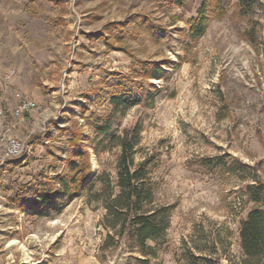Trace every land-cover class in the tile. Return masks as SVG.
I'll list each match as a JSON object with an SVG mask.
<instances>
[{"label": "rangeland", "instance_id": "374dc122", "mask_svg": "<svg viewBox=\"0 0 264 264\" xmlns=\"http://www.w3.org/2000/svg\"><path fill=\"white\" fill-rule=\"evenodd\" d=\"M235 1L222 0L226 16L193 40L186 20L202 0H0V95L36 102L2 116L22 149L5 157L9 137L0 134V264H185L194 246L215 247L222 264L239 261L255 164L264 181V56L241 37L249 24L231 16ZM259 1L253 18L264 41ZM139 60L158 62V76L144 80L132 66ZM124 92L135 104L114 106ZM135 124V161L151 159L159 200L172 208L146 256L134 251L140 259L102 247L104 210L92 194L100 176H116L111 135ZM71 130L82 132L95 185L58 213L29 215L20 205L35 187L68 172Z\"/></svg>", "mask_w": 264, "mask_h": 264}, {"label": "trees", "instance_id": "16d2710c", "mask_svg": "<svg viewBox=\"0 0 264 264\" xmlns=\"http://www.w3.org/2000/svg\"><path fill=\"white\" fill-rule=\"evenodd\" d=\"M56 2V1H54ZM259 0H236L231 16L237 19H245L249 27L241 33L243 39L248 40L252 46L264 56V41L259 39L256 33L253 14ZM226 8L222 0H202L196 10V15L186 20L188 32L193 40H197L207 29L211 20H221L226 16ZM177 16L173 17L176 19ZM119 24L111 22L108 27L115 28ZM159 29V27H157ZM138 65L139 73L144 80H150L158 76L161 69L156 61L139 60L132 63ZM126 104H135L133 96L124 92L119 98L112 97L111 102L116 106L117 100ZM222 114L218 119H223ZM107 131L103 129V132ZM37 134V133H36ZM81 131L71 130L67 143L72 149L68 159V172L56 175L53 181L47 184L41 183L32 192V198L26 203L25 211L29 215H43L48 211L60 212L71 200L78 195L83 188H92L96 177L91 174L89 153L84 145H81ZM141 125L124 128L120 133L112 134L110 146L119 149L116 157V176L112 180L106 173L98 179L99 187L93 191V196L104 214L101 218V226L106 230L103 248L111 246L124 247L134 255V251L146 256V242L157 240L170 225L171 206L162 203L158 197L157 186L153 181L149 168L150 158H142L135 161V156L140 148ZM255 175L251 184L246 185L247 195L252 202L247 215L239 225V244L241 256L239 261L230 264H264V181L257 173V165L253 167ZM56 185V186H55ZM62 186L60 189L58 186ZM218 240H214L217 244ZM205 251L199 247L187 248L183 260L185 264H222L221 257L216 255V248ZM196 250V255L194 251Z\"/></svg>", "mask_w": 264, "mask_h": 264}, {"label": "built area", "instance_id": "2783aa9c", "mask_svg": "<svg viewBox=\"0 0 264 264\" xmlns=\"http://www.w3.org/2000/svg\"><path fill=\"white\" fill-rule=\"evenodd\" d=\"M16 105L13 108L12 113L15 116L24 115L26 112L30 111L36 106V102L30 98L23 96L20 92L15 93ZM6 112L5 100L0 95V117H2ZM22 149V143L19 139L14 137L7 138L6 147L4 151V156L7 158L16 157L20 154Z\"/></svg>", "mask_w": 264, "mask_h": 264}, {"label": "crops", "instance_id": "0c3cea01", "mask_svg": "<svg viewBox=\"0 0 264 264\" xmlns=\"http://www.w3.org/2000/svg\"><path fill=\"white\" fill-rule=\"evenodd\" d=\"M4 100H5V108L8 113H11L15 106V98L11 93L4 92ZM6 117H0V134H2L5 137H14L16 135H19V132H17L16 128L14 127V123L11 120H6ZM11 118V117H8ZM19 122V120H18Z\"/></svg>", "mask_w": 264, "mask_h": 264}]
</instances>
